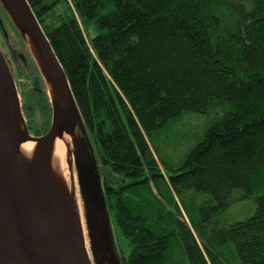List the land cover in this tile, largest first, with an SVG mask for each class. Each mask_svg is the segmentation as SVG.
I'll use <instances>...</instances> for the list:
<instances>
[{"label": "trees", "instance_id": "16d2710c", "mask_svg": "<svg viewBox=\"0 0 264 264\" xmlns=\"http://www.w3.org/2000/svg\"><path fill=\"white\" fill-rule=\"evenodd\" d=\"M28 2L70 83L107 219L129 242L119 263L264 264V194L250 218L204 225L264 186V0ZM1 13L26 126L40 137L51 96L0 3ZM188 112L216 116L172 162L157 143ZM187 190L211 196L197 218L176 198Z\"/></svg>", "mask_w": 264, "mask_h": 264}, {"label": "water", "instance_id": "95a60500", "mask_svg": "<svg viewBox=\"0 0 264 264\" xmlns=\"http://www.w3.org/2000/svg\"><path fill=\"white\" fill-rule=\"evenodd\" d=\"M0 3L36 60L49 96L52 84L57 98L53 101L50 97L53 116L49 131L40 137L31 135L22 113L16 81L0 49V264H92L79 215L67 214L62 209L76 207L74 204L64 206L60 202L46 168L47 145L56 135H70L76 147L74 132L78 127L91 148L82 128L76 100L62 65L28 0H0ZM0 26H4L1 14ZM27 34L34 39L48 63L50 71L47 77L29 46ZM22 122L25 132H22ZM74 125L75 129H72ZM26 141L41 145L35 177L28 173L21 161L20 149Z\"/></svg>", "mask_w": 264, "mask_h": 264}, {"label": "rangeland", "instance_id": "374dc122", "mask_svg": "<svg viewBox=\"0 0 264 264\" xmlns=\"http://www.w3.org/2000/svg\"><path fill=\"white\" fill-rule=\"evenodd\" d=\"M1 16L5 18L3 13H1ZM11 33L15 34L12 30ZM4 35L5 34H2L0 28V47L6 55L9 66H11L10 69L12 68L11 71L16 84L17 82L20 84V82H23L24 80L19 78L17 69L18 64L11 57L8 47H5L6 42ZM17 87L22 101V94L20 92L21 87L20 85ZM215 116L216 115L213 112L207 114L193 112L185 113L182 118L177 120V122L171 126L167 138L159 139L157 146L162 157L178 163L180 157L185 156L197 144V142L203 138ZM72 129H75V125ZM74 147L75 146H73L74 153L72 155V160L68 163L66 162V165H68V169H65V172L67 173L66 181L70 190L73 192L77 214L82 220L81 225L88 254L92 264H120L117 254L118 250L123 251L128 255L130 253L129 242L112 223V218L111 228L110 221L107 219L105 208L103 206L101 192L98 190L96 184L91 180H85L83 182L84 186L82 184L80 185L76 166V158L79 150ZM81 147L83 153L82 159L86 163L88 169V166L92 163L88 150V143L85 141L82 142ZM69 167L71 168L70 172ZM86 179H91V177H87ZM262 194H264V186L260 187L250 196L249 199H246L232 206L227 211L222 212L217 220H212L210 223H205L204 225L208 228L214 229L221 225H233L250 218L256 208L255 199ZM176 198L179 201V205L182 208H185L190 215L195 216V218H197V209L205 202L211 200V196L198 193L195 190H187L181 195H177ZM185 219L188 221L186 216ZM225 249L227 250L229 258L233 260L235 251L232 249L231 245L227 244ZM176 253L179 257L183 256L179 247L177 248ZM184 263H188L187 259H184Z\"/></svg>", "mask_w": 264, "mask_h": 264}, {"label": "bare ground", "instance_id": "6f19581e", "mask_svg": "<svg viewBox=\"0 0 264 264\" xmlns=\"http://www.w3.org/2000/svg\"><path fill=\"white\" fill-rule=\"evenodd\" d=\"M26 39L29 43L32 52L34 53L36 59L38 60V63L42 68L45 77H47V74H49L50 69L45 57L39 50L34 39L29 34L26 35ZM50 87H51L50 96L53 101H56L57 98L56 95L54 94L52 84H50ZM25 131L26 130L22 122V132ZM40 148L41 145L39 143L34 141H26L22 144L20 149L21 161L24 167L26 168V170L28 171V173L32 177H35L37 174V164H38V156H39ZM73 150H74L73 140L71 139L70 135L65 133L62 135H56L55 138L52 141H50V143L47 145L46 168H47L48 177L56 196L64 206H69L70 204L75 205L73 192L70 190V187L67 184L66 181L67 173L65 172V169L68 166L66 165V162L68 163L72 160V155L74 153ZM62 209L67 214H74V213L77 214L76 208L75 209L62 208Z\"/></svg>", "mask_w": 264, "mask_h": 264}, {"label": "flooded vegetation", "instance_id": "af4514ba", "mask_svg": "<svg viewBox=\"0 0 264 264\" xmlns=\"http://www.w3.org/2000/svg\"><path fill=\"white\" fill-rule=\"evenodd\" d=\"M5 45H6L5 47H8V45L6 43H5ZM0 49H1V47H0ZM2 52H3L4 56L6 57V55H5V53H4L3 50H2ZM74 133H75V139L74 140L76 142L75 143L76 144V148L79 150V153L77 154V158H76V166H77V170H78L80 185L82 184L84 186V183L83 182L85 180L86 181L91 180L94 184H96L98 190L100 191L101 188H102V179H101V176H100V172H99L98 167L95 165V162H94V164L91 163V165H89L88 166V169H87L86 163L82 159L83 153H82L81 143L84 142V141L86 142V138H85V136L82 135V133H80V131L78 130V127H77V131L74 132ZM71 139H72V137H71ZM88 150H89L90 156L94 157L92 148H90ZM88 171L91 172V173H93V175L92 174L91 175H88V173H89ZM87 177H91V179H86Z\"/></svg>", "mask_w": 264, "mask_h": 264}]
</instances>
